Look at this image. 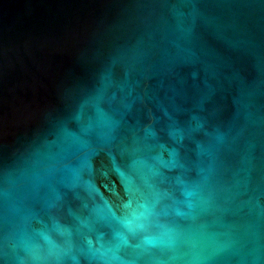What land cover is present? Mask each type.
<instances>
[{"label": "water", "instance_id": "1", "mask_svg": "<svg viewBox=\"0 0 264 264\" xmlns=\"http://www.w3.org/2000/svg\"><path fill=\"white\" fill-rule=\"evenodd\" d=\"M0 264H264V0H0Z\"/></svg>", "mask_w": 264, "mask_h": 264}]
</instances>
